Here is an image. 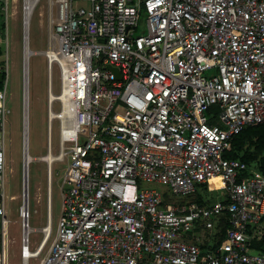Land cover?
Wrapping results in <instances>:
<instances>
[{
  "label": "built area",
  "instance_id": "built-area-1",
  "mask_svg": "<svg viewBox=\"0 0 264 264\" xmlns=\"http://www.w3.org/2000/svg\"><path fill=\"white\" fill-rule=\"evenodd\" d=\"M49 21L43 52L60 83L54 93L48 82L47 152L56 120L62 204L23 257L53 235L38 264H264V168L224 156L264 121V0H50ZM0 73L5 241L7 65ZM217 181L224 202L187 199Z\"/></svg>",
  "mask_w": 264,
  "mask_h": 264
},
{
  "label": "rangeland",
  "instance_id": "rangeland-1",
  "mask_svg": "<svg viewBox=\"0 0 264 264\" xmlns=\"http://www.w3.org/2000/svg\"><path fill=\"white\" fill-rule=\"evenodd\" d=\"M3 5V0H0V6ZM52 7L54 14L55 6ZM49 10L50 0H36L28 18L27 46L33 52L27 59V103L25 106L24 0H9L6 18L0 9V69H3L4 65H7L8 68V74L5 77L8 108L5 120V152L8 170L7 190L11 196L7 201L6 216L8 221L4 230L6 243L3 240L0 227V253L3 250L4 242L7 264H38L53 236L51 235L44 249L36 256L23 257L21 254L24 230L22 204L25 128L27 130V152L30 157L27 164V224L31 228L28 233L30 249H34L42 237L41 228L46 224L48 204L53 230H55L62 204L59 177L65 168L64 162L53 160L49 172L47 161L39 159L47 154V83L51 78L54 93L59 92L60 83L58 70L55 66L49 77L46 57L43 52L51 34ZM140 30L138 29L137 32ZM52 108L57 110L58 102L53 103ZM218 124L223 126L221 122ZM51 144L52 152L57 154L58 125L56 120L51 122ZM250 166L256 170L264 168L258 158L253 159ZM151 185L161 188L162 191L166 189L161 184ZM197 191L206 201L210 199L217 201L219 198H224V189L220 181L210 183L205 187L202 186ZM191 198H194V195Z\"/></svg>",
  "mask_w": 264,
  "mask_h": 264
},
{
  "label": "trees",
  "instance_id": "trees-1",
  "mask_svg": "<svg viewBox=\"0 0 264 264\" xmlns=\"http://www.w3.org/2000/svg\"><path fill=\"white\" fill-rule=\"evenodd\" d=\"M2 84H0V87ZM224 156L228 158H238L250 165L253 159L258 158L261 166H264V121L252 124L237 134L233 135L230 141V147L224 152ZM203 187H205L203 185ZM162 191V190H161ZM164 201L169 200L167 189L162 191ZM194 195V198H191ZM190 197V198H189ZM187 199L196 200L198 202H205L200 192L196 191L187 196ZM217 201L224 202V198H219ZM215 199H210L206 202L215 203ZM225 215L221 216V219L216 224V238L217 242L222 240L225 235V229L227 227ZM264 240V231L261 235V239L256 243V247L261 248V243ZM203 247V246H202Z\"/></svg>",
  "mask_w": 264,
  "mask_h": 264
},
{
  "label": "bare ground",
  "instance_id": "bare-ground-1",
  "mask_svg": "<svg viewBox=\"0 0 264 264\" xmlns=\"http://www.w3.org/2000/svg\"><path fill=\"white\" fill-rule=\"evenodd\" d=\"M24 32H25V35H27V32H28V18H29V15L30 13L32 12V9L36 3V0H24ZM30 54V51H29V48L27 46V44H25V47H24V57H25V61L28 59V56ZM26 70V69H25ZM26 72V71H25ZM51 93V98H53V93ZM24 99H25V106H26V103H27V92L26 90L24 91ZM52 113V112H51ZM50 116H52V114H50ZM24 150L26 151L27 150V140L25 139V142H24ZM27 155V156H26ZM53 156L54 154H52V151L51 152H47V154H45V156H41L39 159H43V160H46L47 161V165H48V171L50 172V167H51V164H52V160H53ZM28 159V162L30 160V157H29V154L28 152L25 153V159ZM51 179V175L49 173V181ZM50 189H51V186H50ZM49 189V191H50ZM48 209H49V204H48ZM50 228V226H49ZM48 226H45L44 228H41L42 231H47L48 229ZM31 230V228H29L28 224L27 226L24 227V235H28L29 231ZM6 243V241H5ZM23 245L26 247V242L23 243ZM30 248L29 246H27V249H26V252H25V255H30Z\"/></svg>",
  "mask_w": 264,
  "mask_h": 264
},
{
  "label": "water",
  "instance_id": "water-1",
  "mask_svg": "<svg viewBox=\"0 0 264 264\" xmlns=\"http://www.w3.org/2000/svg\"><path fill=\"white\" fill-rule=\"evenodd\" d=\"M27 35H25L24 32V47L25 44H27ZM30 53L31 51L29 49ZM25 58V57H24ZM111 70L115 73L116 76H118V72L116 68L109 66ZM25 90L27 92V60L25 61ZM2 82V74L0 73V83ZM25 139L27 140V130L25 128V134H24ZM25 148V147H24ZM25 153H27V150L23 152V204H22V215H23V226H27V215H28V176H27V164H28V159H25ZM27 156V155H26ZM24 233V230H23ZM27 236V235H26Z\"/></svg>",
  "mask_w": 264,
  "mask_h": 264
},
{
  "label": "crops",
  "instance_id": "crops-1",
  "mask_svg": "<svg viewBox=\"0 0 264 264\" xmlns=\"http://www.w3.org/2000/svg\"><path fill=\"white\" fill-rule=\"evenodd\" d=\"M48 44H49V41L47 40V46H48ZM47 48V47H46ZM45 48V49H46ZM47 89H48V83H47ZM47 99H48V95H47Z\"/></svg>",
  "mask_w": 264,
  "mask_h": 264
}]
</instances>
